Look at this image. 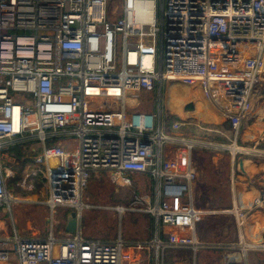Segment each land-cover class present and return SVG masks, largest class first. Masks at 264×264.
<instances>
[{"label": "built area", "instance_id": "built-area-1", "mask_svg": "<svg viewBox=\"0 0 264 264\" xmlns=\"http://www.w3.org/2000/svg\"><path fill=\"white\" fill-rule=\"evenodd\" d=\"M263 70L264 0H0V206L17 200L7 186L14 170L2 156L33 139L42 146L33 162L52 211L69 207L80 217L83 191L100 172L126 184L131 174L149 175L163 184L164 198L191 195L196 142L178 135L186 123L166 121V86L218 87L238 102L236 110L225 106L238 127ZM142 92L158 95L157 111L140 109ZM164 198L135 194L131 209L192 230L203 211ZM133 244L162 252L172 245L81 231L0 236V261L10 263L13 252L18 264H129ZM242 256L226 264H248Z\"/></svg>", "mask_w": 264, "mask_h": 264}, {"label": "crops", "instance_id": "crops-1", "mask_svg": "<svg viewBox=\"0 0 264 264\" xmlns=\"http://www.w3.org/2000/svg\"><path fill=\"white\" fill-rule=\"evenodd\" d=\"M169 85V105L164 110L171 117V121H183L186 126L195 125L193 126L195 127L194 129L202 127V124H209L210 127L214 128L213 130L225 135L230 142L229 146H231V149L229 148L230 150H228L231 155L227 161L224 159V154L218 153L217 156H213L210 166L215 180L213 181L209 178L207 182H204L207 180L206 174L202 171L201 163H199L200 165H194L192 151L191 161L197 171V180L193 184L191 195L187 194L182 198H164V187L160 181L149 175H139V180L143 187L141 192L150 195L154 199L158 193H161L164 200L171 202L175 206L186 207L192 203L196 209L203 211L201 216L195 221L194 228L187 233H182L176 227L161 224L151 213L147 212L149 220L147 225L144 223L143 229L146 231L147 238H151L144 239L149 241L156 238L163 242H170L175 246L178 245L180 249H186L176 251L173 256L169 257L167 264H226L227 260L223 261V263L220 259L218 260L221 254L216 249H213L215 247L212 248L210 246V244H213L212 242H233L236 244L240 242L237 247H241L243 253L229 252L226 254L225 251L226 259L227 256L243 257L242 255L244 254L248 264H264V70L260 74V81L250 97L251 111L247 116L241 118V123L238 127L231 123L225 111V106L236 110L239 104L233 98L226 96L218 87L213 86L211 89L206 90L200 84H188L185 82H174ZM176 89H186L187 91L185 92H191V95L188 96V99H182V97L185 98V92H181L180 96L175 97L177 96H174V90ZM129 102L133 106L137 105L135 102ZM140 109L152 111L149 106L144 104L140 106ZM189 119H192V122ZM186 126L178 130L179 136H184L181 130ZM36 144L38 145L37 147L33 146L31 148L34 154L42 149L41 143L37 142ZM24 146L26 144H20L15 147L20 150V147L24 148ZM14 152L18 151L14 150ZM18 153L22 154V150ZM172 154L174 155L175 153ZM70 157L74 158L75 154H70ZM215 158H218V161H215ZM54 163L55 161L52 160V164ZM220 171H222V174L221 178L218 179ZM112 182L115 183L114 181ZM133 183L134 181L131 177L130 184H126L124 181L115 184L118 185V188H125L130 187ZM9 193L12 195L10 190ZM11 207L0 206V209H3L2 211L0 210V236L12 239L16 236H39L41 233L39 231L41 230L35 229L31 222L32 218H25V210L28 212L29 209L26 206H22V204L15 203V210H18L19 213H16V216L12 215L11 220L4 216L9 209L11 210ZM212 209L215 212L208 213ZM67 214H65V219H60L58 222V232L61 235L68 233L65 230ZM129 221L131 220L127 221L128 227ZM62 223L64 224L61 225ZM79 226L82 228L80 217ZM50 231L53 232L52 229L49 230V233H51ZM36 232L37 234H35ZM117 233V235L109 238H90L144 240L128 237L124 232ZM184 241L190 242L191 245L184 244V246H181V242ZM197 242L199 246L195 245ZM7 248L11 251L14 250V243L9 241ZM168 248H171V246L166 247L162 252L160 249L157 250V248L148 244H133V246L127 248L125 254L129 264H140L143 257L145 258L144 254L146 251L152 254L148 264H165V251ZM156 254H158V258ZM11 256L12 260L10 263L0 261V264H18L15 253L11 252ZM170 259L172 260L171 262H169Z\"/></svg>", "mask_w": 264, "mask_h": 264}, {"label": "rangeland", "instance_id": "rangeland-1", "mask_svg": "<svg viewBox=\"0 0 264 264\" xmlns=\"http://www.w3.org/2000/svg\"><path fill=\"white\" fill-rule=\"evenodd\" d=\"M169 89L170 85L168 84L164 92L165 110L169 105ZM142 93L144 95L142 97L143 104L149 106L150 110L157 111L160 104L158 95L155 92ZM176 93L177 90H174V94ZM166 113L167 112H165V116ZM166 121L170 122L171 119L166 117ZM189 121L192 122V119H189ZM193 126L195 125L184 127L181 130V133H183L187 139L194 140L196 142V146L193 149L192 158L195 166L196 164L200 165L199 163H201L202 171L206 174L207 179L204 182H207L209 178L214 181L215 178L213 170L210 166L212 157L217 156L218 153H220L224 154L225 161L229 160V156L231 155L229 151L231 149V146H229L230 142L226 139L225 135H223L221 132L213 130L214 128L210 127L209 124H202V127H198V129H194L195 127ZM37 142H39L38 139H33L30 140L29 143H26L24 148L20 147L22 154L5 150L2 156V161L5 164L4 166H12L14 170V175H12L8 180V188L11 191L13 197L17 199L11 204V210L9 209L4 214V216L12 220V215L16 216V213H19L18 210H15V203H18L19 205L22 204V206H26V208L29 209L28 212L25 210V218H32V225L36 230H41L39 231L41 232L39 236L46 237L50 234L49 230L51 229L56 236H62L58 232V222L60 219L63 220L65 214L70 213L74 209L58 206L56 207L55 211H52L46 204V200L48 198V191L46 188L47 182L43 173L36 171L38 168L33 162V156L35 154L31 150L33 146H38L36 144ZM215 161H218V158H215ZM34 170L37 172L36 174L33 173ZM221 174L222 171L218 173V179L221 178ZM131 177L134 181L133 185L125 188H118V185L111 181L108 173L106 172H100L91 178L83 191L82 201L85 204V207L82 208V213L80 215L82 227L81 231L85 237L109 238L111 236L117 235V232H124L126 233V236L131 238H151H147L146 231L143 229L144 223L147 225L149 214L144 210L131 209L133 200L132 197H134L135 194H144V192H141L143 187L141 186L139 175L131 174ZM5 206L9 207L7 203H5ZM117 206H124L127 209L121 213L116 209ZM0 210L2 211L3 209L1 208ZM213 211L214 209L209 210L208 213H212ZM129 219L131 221H129L128 227L127 221ZM63 224L64 223L61 225ZM35 234H37V232ZM141 241L147 240L144 239ZM212 243L213 244H210V246L212 248L215 247L213 249H216L218 253L221 254V257H218V260L220 259L222 263L223 261L227 260L225 258V253H243V249L239 246L237 247L240 242L237 244L233 242ZM178 250L186 249H180L178 245L175 246L174 244H172L171 248H168V250L166 249L165 264H167L169 257L173 256ZM144 255L145 258L143 257V260H141L142 263L140 261V264H148L150 262V256L152 255L151 252L149 253L146 251ZM171 261L172 260L170 259L169 262Z\"/></svg>", "mask_w": 264, "mask_h": 264}, {"label": "water", "instance_id": "water-1", "mask_svg": "<svg viewBox=\"0 0 264 264\" xmlns=\"http://www.w3.org/2000/svg\"><path fill=\"white\" fill-rule=\"evenodd\" d=\"M65 230L71 234H75L81 231V228L79 226V213L77 210H72L67 214V225L65 227Z\"/></svg>", "mask_w": 264, "mask_h": 264}, {"label": "trees", "instance_id": "trees-1", "mask_svg": "<svg viewBox=\"0 0 264 264\" xmlns=\"http://www.w3.org/2000/svg\"><path fill=\"white\" fill-rule=\"evenodd\" d=\"M176 90H177V93L174 94V96H175V95H177V96H175V97L180 96L181 92H185V91H187L186 89H176ZM186 94H187V95H186ZM190 95H191V92H190V93H186V92H185V94H184L185 98L182 97V99H188V98H189L188 96H190ZM183 101H185V100H183ZM12 150H17L18 152H20V150L17 149V147L12 148Z\"/></svg>", "mask_w": 264, "mask_h": 264}, {"label": "bare ground", "instance_id": "bare-ground-1", "mask_svg": "<svg viewBox=\"0 0 264 264\" xmlns=\"http://www.w3.org/2000/svg\"><path fill=\"white\" fill-rule=\"evenodd\" d=\"M78 204H79L78 205L79 207H81V206L83 207L84 206L83 202H79Z\"/></svg>", "mask_w": 264, "mask_h": 264}]
</instances>
